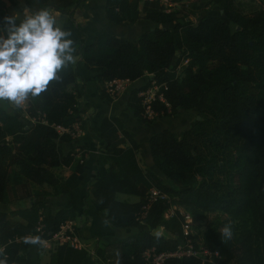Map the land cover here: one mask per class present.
Listing matches in <instances>:
<instances>
[{
    "label": "trees",
    "instance_id": "16d2710c",
    "mask_svg": "<svg viewBox=\"0 0 264 264\" xmlns=\"http://www.w3.org/2000/svg\"><path fill=\"white\" fill-rule=\"evenodd\" d=\"M82 1L24 2L26 7L38 5L68 16L70 39L79 44L84 67L94 73L91 80L101 100L115 98L106 91V83L134 81L147 73L149 80L131 90L126 103L138 124L174 118L180 110L194 109L199 116L178 135L165 128L149 138L150 154L161 176L140 166L134 133L118 117L101 120L97 136L107 152V170L88 181L85 198L92 200L112 227L143 226L109 242L101 264H143L142 253L148 248L174 250L184 239L185 220L178 208L189 213L194 231L208 213L220 212L231 221L230 240L225 241L215 228L202 237L192 235L218 252L215 264H264V2L247 16L238 0H105L106 17L114 24L144 20L164 26L145 30L133 44L106 32L82 43L84 31L73 16ZM206 6H218L223 17L189 19ZM5 16L9 14L0 4V27ZM61 75L62 82L51 83L42 98L26 103L29 122L0 105V203H11L14 196L28 201V205L0 211V253L7 257V264H34L22 238L50 239L62 223L77 216L74 208L52 211L43 200L66 193L84 166L83 157L81 163L80 158L74 159L75 152L64 153L59 145L71 141L73 125L81 121L75 64ZM151 80L160 85L165 103L154 101L151 108L157 115L147 120L141 115L137 93ZM62 166L70 167V173L57 177L52 169ZM11 172L17 192L9 197ZM30 182L45 184L51 192L30 193ZM151 189L165 197L148 204ZM117 193L135 195L138 200L121 201ZM172 206L177 209L166 218ZM12 215L19 221H13ZM82 255L81 249L63 243L50 252L48 264H81ZM165 264L202 263L172 258Z\"/></svg>",
    "mask_w": 264,
    "mask_h": 264
},
{
    "label": "crops",
    "instance_id": "0c3cea01",
    "mask_svg": "<svg viewBox=\"0 0 264 264\" xmlns=\"http://www.w3.org/2000/svg\"><path fill=\"white\" fill-rule=\"evenodd\" d=\"M0 4L5 6L4 0H1ZM26 9L29 10L30 8L27 7ZM50 11L54 16H56L55 14H58V17L55 18L58 22L60 21L61 26L65 30V27L68 26V16L55 10ZM8 14L11 15L9 12ZM73 16L75 22L79 24L81 29L84 31V34L81 37V42L89 43L98 33H100L101 30L99 27V23L106 22L107 17L105 13V0L82 1L76 8H74ZM140 23L141 25L139 26ZM156 26L164 28V26H162L161 24H156L151 21L142 20L134 24L123 22L118 24L117 27L113 28L114 32H112V34L122 36L125 39H130L134 44L138 40L142 32ZM74 47L76 48L75 55L77 56V62L75 63V66L76 73L78 75V80L76 81L74 86L81 94V97L78 98L77 102L79 110L78 115L81 117V121L73 125L71 141L61 142L60 146H64V148L66 149V151H63V149H61L64 153L68 151L75 152L74 159H79L81 157L84 158L83 172L72 183L66 193H61L55 196H45L43 200L52 211H56L60 208L75 209L77 213L76 219L69 222L74 226L76 234L83 244V249L81 250L83 253H87V255L91 258V261H89L88 264H101L102 257L105 255V246L109 242L117 238H122L136 233L143 228V226L132 228L133 232H130L129 230L131 228L112 227L104 219V217L96 211L92 200L90 198H85L88 181L96 175H102L107 170V164L105 160V155H107V152L97 136L101 120L104 117H118L127 128V130L134 133V138L139 145L137 159L140 166L150 169L158 176H161L162 174L155 167L150 154L149 138L152 134L161 129H165L164 127H167L165 126V123L161 122L162 119L170 118H157L151 124L140 125L137 123L130 110L127 108L126 103L130 91L143 86L149 80L151 76L147 73L134 81L123 80V87L118 90L112 102L101 100L97 95L96 85L91 80L94 73L90 70H87L80 60L79 53L81 51V48L79 47V44L77 42L74 43ZM3 106H5L9 111L20 115V117H22V119H24L25 121H31L24 112L25 106L20 110L12 108L6 102H3ZM179 112H182V114L178 113L176 115V119H170L174 124H170L168 127L169 130H171L176 135H178L182 130L186 129L192 122V120L197 116V112L194 109L180 110ZM179 115H183L184 117H177ZM146 128H149V131H147ZM142 131L145 132L144 137H142L143 142L141 145L138 139V135L141 134ZM57 168L58 170L62 171V174H64L61 177H66L68 171L70 173V167L62 166V169L64 170H62L61 167L52 169L55 175ZM31 183L33 184V186H30L28 184L30 193L38 191L51 192V189L45 184L40 185L35 182ZM16 192L17 191H15V193ZM116 198L121 201L128 202H134L138 200V197L135 195L123 193H117ZM13 199L14 201L11 203H0V206H2L0 211L8 212L10 209H12L11 206L15 208L19 205H28L27 200H23V203L21 202V200H17V197L15 198V196L13 197ZM46 246L50 247L49 241L45 242V247L43 248H46V250L51 249V247L49 248ZM31 248L32 246H29V256L32 262L36 264L38 254L34 253L33 255ZM53 250L54 249H52V251ZM33 251H35V249ZM50 252L48 253V256H44V260L47 262V264L49 263ZM81 264H85L83 262V257L81 258Z\"/></svg>",
    "mask_w": 264,
    "mask_h": 264
},
{
    "label": "clouds",
    "instance_id": "9594fccd",
    "mask_svg": "<svg viewBox=\"0 0 264 264\" xmlns=\"http://www.w3.org/2000/svg\"><path fill=\"white\" fill-rule=\"evenodd\" d=\"M0 29V102L16 110L29 100L42 98L50 84L62 82L61 73L77 62L71 32L58 25L49 9L25 12L19 22L17 15L5 16ZM220 235L225 241L232 239L231 225L226 224ZM22 239L26 245L45 247L40 235ZM0 256V264H7V257Z\"/></svg>",
    "mask_w": 264,
    "mask_h": 264
},
{
    "label": "built area",
    "instance_id": "2783aa9c",
    "mask_svg": "<svg viewBox=\"0 0 264 264\" xmlns=\"http://www.w3.org/2000/svg\"><path fill=\"white\" fill-rule=\"evenodd\" d=\"M143 2L146 0H138ZM165 4L166 1H164ZM179 66L177 67V69ZM177 72V71H176ZM123 80H114L105 84L106 91L115 96L118 90L123 87ZM160 85H158L154 80H151L150 83L143 89H141L137 96L140 98V103L142 106L141 115L147 120L154 119L157 115V112L151 108V104L158 100L165 103V99L162 93L159 92ZM63 130V129H59ZM82 163V159L79 160ZM157 197L164 198L165 195H159L156 189H151L148 196V204L155 200ZM175 209V206H172L168 209L164 216L168 218L171 216ZM180 214L184 218L182 224V232L184 239L180 241L174 250L171 251H156L154 248H148L142 253L143 264H165L169 259H182V258H194L197 259L202 264H215V258L219 257L217 251H212L202 242L200 238H193V228L190 223V215L181 208H178ZM41 225L36 227L37 231H40ZM45 240V239H44ZM57 241V244L66 243L69 246L74 248L83 249V244L80 238L77 236L74 226L66 221L60 225L59 230L50 238L45 240V242ZM3 247H0V251Z\"/></svg>",
    "mask_w": 264,
    "mask_h": 264
},
{
    "label": "rangeland",
    "instance_id": "374dc122",
    "mask_svg": "<svg viewBox=\"0 0 264 264\" xmlns=\"http://www.w3.org/2000/svg\"><path fill=\"white\" fill-rule=\"evenodd\" d=\"M24 1L25 0H14V3L11 4L9 1L4 0V2H5L4 7L5 8L7 7L6 9L11 15H17L18 22L20 19H23L25 12H27L28 14H32V13L40 10L38 5H32V6L28 7L30 9L27 10L26 9L27 7H26ZM206 1L207 0H199V2H201V3H206ZM238 1H239V6L242 10V13L247 15V16L252 15L254 12L261 9L263 2H264V0H238ZM55 15H56L55 17H58L57 16L58 14H55ZM203 15H216V16L223 17L221 14V9L218 6H206L203 10L195 12V14H193V16H189V19L192 21H196V20H198V18H200ZM57 23L59 26H61L60 21L59 22L57 21ZM140 25H141V23L139 24V26ZM117 26H118V24H114V23L110 22L109 20H107V18H106V22H100L99 23V27L101 30L100 32H106L109 34H112V32H114L113 28L117 27ZM165 27H170V25H165ZM65 30L69 31L68 26L65 27ZM0 34H2L1 30H0ZM119 37L123 38L122 36H119ZM126 40H128L129 42L132 43V41L130 39H126ZM136 43H137V41L134 44H136ZM177 55H180V52H178ZM0 105L3 106V102H0ZM179 114H182V112H179ZM180 116H182V118L184 117L183 115H179L177 117H180ZM170 119L174 120V119H176V116L174 118H170ZM170 119H162L161 122L165 123V126H167L164 128L169 129L168 128L169 125L174 124L173 121H171ZM146 130L149 131V128H146ZM144 132L145 131H142V133L138 135V139H139L141 145L143 142L142 137H144ZM59 145H61V142H59ZM60 148L63 149V151H66L64 146H60ZM61 169H62V167H61ZM62 170H64V169H62ZM68 174H69V171H68ZM62 175H64V174H62V171L58 170V168H57L56 169V176L61 177ZM14 181H15V174H14V172H11L10 182H9V186H8L9 197L13 196V194L15 193V188H17L16 185H14V184H16V182H14ZM29 185L33 186V184L31 182L29 183ZM123 196H126V195H123ZM131 199H133V198H131ZM1 208H2V206H0V209ZM11 208H13V207L11 206ZM9 217L15 222L19 221L17 216L12 215ZM226 224H231V221L229 220V218L225 214H222L220 212H212V213H208L206 218L195 226V231L193 229V232H196L197 236L202 237L203 233H205V231L207 229L215 228V229L221 230ZM132 230L133 229L131 228L129 231L133 232ZM129 231H127V232H129ZM56 245H57V241L52 240V241H50L51 249L46 250V248L44 249V248L32 247L31 249H32L33 255H34V253L38 254L36 264H47V262L44 260V256H48V253L50 251H52V249H55ZM46 247H49V246H46ZM34 249H35V251H33ZM42 256H43V259H42ZM82 257H83V262L85 264H88L89 261H91V258L85 252L83 253Z\"/></svg>",
    "mask_w": 264,
    "mask_h": 264
},
{
    "label": "water",
    "instance_id": "95a60500",
    "mask_svg": "<svg viewBox=\"0 0 264 264\" xmlns=\"http://www.w3.org/2000/svg\"><path fill=\"white\" fill-rule=\"evenodd\" d=\"M197 119L199 118V116L196 117Z\"/></svg>",
    "mask_w": 264,
    "mask_h": 264
}]
</instances>
